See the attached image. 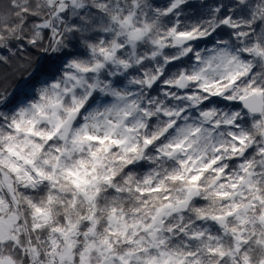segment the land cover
Masks as SVG:
<instances>
[{"label": "snow or ice", "instance_id": "obj_1", "mask_svg": "<svg viewBox=\"0 0 264 264\" xmlns=\"http://www.w3.org/2000/svg\"><path fill=\"white\" fill-rule=\"evenodd\" d=\"M0 264H264V0H0Z\"/></svg>", "mask_w": 264, "mask_h": 264}, {"label": "trees", "instance_id": "obj_2", "mask_svg": "<svg viewBox=\"0 0 264 264\" xmlns=\"http://www.w3.org/2000/svg\"><path fill=\"white\" fill-rule=\"evenodd\" d=\"M16 83H19V78H17V81H16ZM14 87H15V83H13V84H12V86L10 87V89H9V90L11 91V90H12V88H14Z\"/></svg>", "mask_w": 264, "mask_h": 264}]
</instances>
